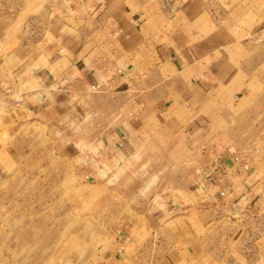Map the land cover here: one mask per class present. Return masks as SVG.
Wrapping results in <instances>:
<instances>
[{"label":"crops","instance_id":"1","mask_svg":"<svg viewBox=\"0 0 264 264\" xmlns=\"http://www.w3.org/2000/svg\"><path fill=\"white\" fill-rule=\"evenodd\" d=\"M46 4L45 18L34 20L44 23L41 31L21 35L12 20L0 32L12 29L0 40V150L6 142L13 152L25 124L58 126L64 134L74 124L81 135L67 150L78 159V176L99 187L128 185L127 197L145 202L136 213L147 229L159 230L179 213L230 218L251 212L255 201L264 205V159L251 163L219 128L246 80L259 84L264 74V0ZM126 222L115 225L114 246L99 249L94 264H264V238L245 252L241 225L227 228L229 250H207L205 240L201 249L188 238L178 241L186 249L176 244L171 255L152 258L140 244L141 222Z\"/></svg>","mask_w":264,"mask_h":264},{"label":"rangeland","instance_id":"2","mask_svg":"<svg viewBox=\"0 0 264 264\" xmlns=\"http://www.w3.org/2000/svg\"><path fill=\"white\" fill-rule=\"evenodd\" d=\"M46 6V0H0V32L12 20L20 22L21 35L41 31L44 23L34 20L45 18ZM233 18L234 13L228 22ZM11 32L12 29L4 32L0 40L10 38ZM251 58L250 54L244 55V64H250ZM261 75L259 84L246 80L250 84L243 87L239 103L226 106L227 116L232 117L219 127L223 128L227 144L242 150L251 163L264 159V74ZM83 124V137L87 138L86 122ZM76 130L79 128L74 124L67 127V134L58 126L25 124L12 141L13 152L4 150V142L0 150V264H94L99 249L105 252L114 246L115 225H126L128 220H138L143 225L140 244L152 258L157 252L169 251L171 255L176 244L186 249V243L178 241L188 238L205 240L207 250H229L225 240L232 235L227 229H232L231 225L242 226L237 239H243L240 248L245 252L250 251L246 246L249 242L264 238L261 200L247 206L253 207L251 212L243 210L230 218H212L203 212L187 217L179 213L184 216H174L161 229H147L148 220L136 213L145 207V202L127 197L128 185L111 181L99 187L94 186L93 179L78 176V159L67 150L70 142L81 135L75 134ZM261 170L263 174L264 167ZM260 195L264 198V194ZM193 223L211 224L190 231L188 225ZM198 244L203 249L202 242Z\"/></svg>","mask_w":264,"mask_h":264}]
</instances>
